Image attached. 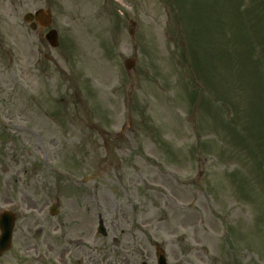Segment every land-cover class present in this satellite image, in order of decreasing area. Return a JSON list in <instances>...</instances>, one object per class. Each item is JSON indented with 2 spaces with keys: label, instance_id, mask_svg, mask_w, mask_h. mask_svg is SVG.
Returning a JSON list of instances; mask_svg holds the SVG:
<instances>
[{
  "label": "rangeland",
  "instance_id": "374dc122",
  "mask_svg": "<svg viewBox=\"0 0 264 264\" xmlns=\"http://www.w3.org/2000/svg\"><path fill=\"white\" fill-rule=\"evenodd\" d=\"M259 1L0 0V214L17 217L0 264H157L156 245L264 264V148L238 136L264 133V34L240 42ZM40 9L56 50L23 22Z\"/></svg>",
  "mask_w": 264,
  "mask_h": 264
},
{
  "label": "trees",
  "instance_id": "16d2710c",
  "mask_svg": "<svg viewBox=\"0 0 264 264\" xmlns=\"http://www.w3.org/2000/svg\"><path fill=\"white\" fill-rule=\"evenodd\" d=\"M182 1L183 0H175V7L177 8L178 12H179V8H180L179 2L182 3ZM243 1L246 2V0H243ZM263 9H264V0H261L259 2H256L254 5H251V8H249V5H246L245 7L243 6V8L240 9V11L244 12V13H249V11H251L252 14L256 15L254 17H255V19H257V20H252L250 22H247L243 26H240V28H241L240 29V33H241L240 34V42H245V41L247 42V39L250 36H253V35H256V34H260V33L264 34V22L260 21V19H259V15H260V13H261V11ZM173 12H174V10H173ZM206 15L207 14L202 15V18H205ZM240 15L242 16L241 13H240ZM174 16H175V14H174ZM179 17H180V14H179ZM202 23H203V21L200 24H198V25L196 23H194L195 27H191V33H190L191 38H194V36L196 35V40L194 39V41H198V35L202 32L201 31L202 30V27H201ZM249 44H250V42H249ZM257 48H259V51H260V60L259 61H261V63H262L260 65L264 66V39H260V42L258 43V47ZM189 54L191 55L190 58H193V57L197 56L194 51H191V53H189ZM224 55H225V61L228 62L226 64L236 63L235 65L240 64V65L244 66L246 64V62L248 63V61L250 60L249 50H248V43H245L242 46V50L237 49L235 46H234V49L226 48ZM183 56L185 57V54H183ZM210 64L211 63H209V65ZM253 64H254L255 68L257 69V66L254 63V61H253ZM200 66L202 67L201 64H200ZM195 67H196L195 68V73H196L195 77H196V79L199 80V81H203L204 77H202V75L200 73V70H198V67L196 65H195ZM209 68H212V67L210 66ZM217 99L219 101H222L218 97H217ZM260 102L262 104V108H264V95L261 96ZM223 104L226 105L224 102H223ZM230 113L232 115L231 116L232 126L234 124H236V127H238L241 124L240 123L239 125H237L238 124V120L240 119V116L239 115L235 116V114L233 112H230ZM250 127H247V128H243L242 127L241 128L242 129V133H238L239 130L237 129L238 136L240 138H242V139L243 138H248V139L254 141L255 143H259L264 148V133L258 134L259 132L257 130V126L253 125V128H250Z\"/></svg>",
  "mask_w": 264,
  "mask_h": 264
},
{
  "label": "water",
  "instance_id": "95a60500",
  "mask_svg": "<svg viewBox=\"0 0 264 264\" xmlns=\"http://www.w3.org/2000/svg\"><path fill=\"white\" fill-rule=\"evenodd\" d=\"M34 20L36 21V23H38L41 26V28H46L51 24L52 15L49 11L40 10L36 12L34 15L27 14L24 17L25 22L31 23V28L33 30L37 28V25L36 23H34ZM46 40L51 45V47L53 48L58 47V35L56 31L49 32L46 35ZM134 65H135L134 61H128L126 63V67L128 69H131L132 67H134ZM53 214H55V211H53ZM14 225H15V217L10 213H3L0 216V230H1L0 254L5 253L11 247ZM157 254H158V264H167L164 254L159 248H157Z\"/></svg>",
  "mask_w": 264,
  "mask_h": 264
}]
</instances>
